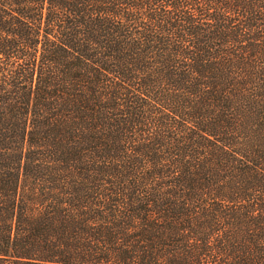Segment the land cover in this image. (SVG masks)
Here are the masks:
<instances>
[{
  "label": "trees",
  "instance_id": "obj_1",
  "mask_svg": "<svg viewBox=\"0 0 264 264\" xmlns=\"http://www.w3.org/2000/svg\"><path fill=\"white\" fill-rule=\"evenodd\" d=\"M0 264H264V0H0Z\"/></svg>",
  "mask_w": 264,
  "mask_h": 264
}]
</instances>
